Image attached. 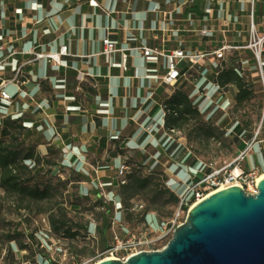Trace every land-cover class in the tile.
I'll use <instances>...</instances> for the list:
<instances>
[{
    "label": "crops",
    "instance_id": "1",
    "mask_svg": "<svg viewBox=\"0 0 264 264\" xmlns=\"http://www.w3.org/2000/svg\"><path fill=\"white\" fill-rule=\"evenodd\" d=\"M251 23L264 33V0H0V87L10 96L0 99V117H22L45 141L41 145L58 147L62 165H76L83 176L80 157L98 148V176L79 188L84 197H99L100 178L106 188L116 186L119 150L132 151L146 170L174 169L168 181L178 195L183 176L196 180L202 163L187 153L184 138L164 130L163 101L182 87L196 106L209 99L223 106L236 89L220 94L213 87L218 68L212 59L193 68L181 64L187 77L167 87L161 81L165 58L143 56L141 49L202 53L223 44L243 46ZM105 38L117 49L108 57L102 55ZM237 40L244 41L235 45ZM61 46L67 54L56 65L46 55L59 54Z\"/></svg>",
    "mask_w": 264,
    "mask_h": 264
},
{
    "label": "trees",
    "instance_id": "2",
    "mask_svg": "<svg viewBox=\"0 0 264 264\" xmlns=\"http://www.w3.org/2000/svg\"><path fill=\"white\" fill-rule=\"evenodd\" d=\"M243 51L247 54V57L242 59L236 52L233 56H227L224 61L220 62V67L216 70L214 82L218 88L227 90L234 87L236 89L228 114L237 112L262 95L263 89L260 79L250 78V74H246L241 67V63L247 58L255 65L253 54L249 50ZM163 107L165 110L164 130L181 132L188 142L193 140L201 145L212 139L218 140L219 137H223L229 131L236 134V141L239 137L247 139L252 137L248 133L250 131L248 128L251 125L249 120H235L229 130L217 124L215 121L217 116L212 121H205L194 102L190 99L189 93L183 90L182 87L170 97L165 98ZM225 123L226 121L222 122V125H225ZM39 145H41V137H37L34 131L31 132L26 128L22 117H0V199L12 198L16 204L15 210L18 216H21V219L24 218L21 213L29 214L36 208L37 215H43L46 218L49 231L52 234L67 239H75L79 236V232L73 231V220L69 217L72 205L67 209L57 200L59 189L66 190L71 182L69 180H57L56 183H53L51 177L54 172L50 170L41 175L44 166L51 169L56 167L57 163L49 158L50 154L55 151V146H47V155L41 156L37 150ZM239 148L244 150L245 146L243 143L239 144ZM137 156L141 159L140 154ZM139 163L146 174L132 170L127 174L126 182L123 185L116 184L114 196L119 200V214L130 208L132 209L134 204H131V201L136 197H143L144 194L148 193L152 195L151 200L141 211H135L136 220L138 223L140 222L139 224H144L146 216L152 213L155 219L160 221L161 210H164L167 205L177 206L179 197L172 190L165 188L166 177L162 170L160 172L157 171L160 168L159 166L153 167L152 171L147 173V167L142 165V161H139ZM44 176L49 178L44 180ZM195 177L200 179L202 175L198 174ZM165 194L169 195L166 201L162 200ZM115 198L113 197L109 203H104L103 199L98 197L94 202L95 207L104 209L102 224L93 228L99 239L98 244L102 248L108 246L109 238H111V233L109 232L111 226L110 217L112 215L113 202L116 201ZM169 214H171L170 211L167 212V215ZM130 216L131 214L127 213L125 219L129 220ZM114 217L117 218V214ZM21 219H19L20 223L24 220ZM92 227L81 228L86 233H90ZM21 235H23L21 232L14 231L13 234L6 236L7 243H9V252H14L15 246L13 244L19 245L18 251L28 249L29 244H23L19 241V236ZM30 237L33 239V236ZM47 262L48 264H53L52 262Z\"/></svg>",
    "mask_w": 264,
    "mask_h": 264
},
{
    "label": "rangeland",
    "instance_id": "3",
    "mask_svg": "<svg viewBox=\"0 0 264 264\" xmlns=\"http://www.w3.org/2000/svg\"><path fill=\"white\" fill-rule=\"evenodd\" d=\"M246 36L248 41V35ZM243 41L244 40H237L235 45L242 44ZM236 52H238L242 59L247 57V54H245L243 50L232 51L228 53L227 56H233ZM243 63L244 66L242 68L244 72L246 74H250V78L258 79L256 74L257 71L253 62L247 58ZM190 78L191 81H193V79L196 78V74L191 73L189 79ZM188 85L189 87L191 86L190 84ZM263 112L264 95L262 91L261 96L237 112H230L229 114L226 113L225 115L218 113L217 115L215 121L220 127L227 130L230 129V126L235 120H249L251 125L248 128V130H250L248 133L252 136L250 139L239 137V139L236 141V134L229 131L223 137H219L218 140L212 139L199 145L193 140L188 142L184 134L181 132L174 131L173 136L176 137V139H180L181 137L185 139L187 153L191 154L192 158L202 163L201 167L196 171L198 172L197 174L201 175L207 171L209 172L211 170L210 168H224L230 164H233L235 160L240 158L241 153L245 152L239 148V144L244 142V146L246 148L247 145H249L255 138L253 145L248 147L243 159H240L239 162L240 168L243 171L245 168L250 171L256 166V176L259 177L262 173H264V125L262 126ZM224 121H226V123L225 125H222V122ZM41 141L45 142L44 140ZM115 147L116 146H114V149ZM46 148V145H41V147L37 149L41 156L47 155ZM119 152H123L121 153V160L127 163L129 172L135 170L141 172V174H146L145 171L141 169L140 163L132 155V151L119 150ZM100 153L101 152L98 150V148L92 147L91 151H86V154H83L82 158L80 157V160L84 164V168L87 171L86 176H83L79 171H75L77 170L76 165L73 167L62 165V162L65 160L64 153L58 147H55V151L50 154L49 158L56 162L57 166L51 169H49L47 166H44L41 174L44 175L48 170H50L51 172H54L53 176L51 177L53 183H56L57 180H69L71 182L66 190L59 189V193H57V200L61 202L67 209H69L70 205H72L71 210L69 211V217L73 220V231L79 232V236L75 239H67L65 237L52 234L49 231L46 218L43 215H37L36 208H34L29 214L21 213L24 217V221L21 219V216H18V213L15 210L16 204L12 198L0 199V264H48L47 261L52 262L53 264H96L99 261L94 257L103 248L98 244L99 239L93 228L102 224V213H104V209H99L94 206V202L98 198L82 196L79 192V188L81 186L86 188L89 187L88 179H90V177L91 179H95L96 176H98L96 175V165L98 166ZM260 153L263 154V159ZM243 164L245 168H243ZM161 170L166 177L165 188L170 189L174 183L168 181L170 180L168 178H173L171 171L174 169L170 171L169 166L162 165L157 171L160 172ZM185 170L188 172V168ZM111 177H114L113 170L111 171ZM47 178L49 177L46 176L44 180ZM189 180L194 179H192V176H188L187 174L183 176L181 180L183 182H181L182 186L177 189L178 196L182 195L186 190L185 187ZM97 183L96 185L99 190V197L103 199L104 203L111 202L113 196H108L107 194L110 190L115 194L116 186L106 188L101 178L99 179L100 184ZM151 196V194L147 193L144 194L143 197H136L133 201H131V204L139 203L143 205V208H145L148 205V202H150ZM168 196V194L163 195L162 200H168ZM178 208L179 204L177 206L167 205L165 209H162L160 212V221H157L155 217L148 215L146 217V222L154 230H158L160 227L159 225L162 222L173 220L177 216ZM169 211L171 214L167 215V212ZM188 211L186 212L185 210L181 214L179 222L183 223L185 221ZM115 212L116 211L113 205L110 221L114 219ZM127 213L131 214L129 220L125 219L127 217ZM119 215V221L128 225V231H135L136 229L140 228V226H136L140 223H138L136 220V212L131 208L129 210L123 211ZM19 219L23 220V222L20 223L21 221ZM89 226H93L90 233H86V231L81 228ZM14 231H18L23 234L19 236V241L23 244H29L27 250L18 251L19 245H15L11 242V244H13L15 247L13 253L9 252V243H7L6 236L13 234ZM109 232L111 233L110 229ZM30 236H33V239H31ZM171 237L172 236H169L168 238L158 242L156 248L161 249L162 247H165ZM110 242L111 238H109V243Z\"/></svg>",
    "mask_w": 264,
    "mask_h": 264
},
{
    "label": "built area",
    "instance_id": "4",
    "mask_svg": "<svg viewBox=\"0 0 264 264\" xmlns=\"http://www.w3.org/2000/svg\"><path fill=\"white\" fill-rule=\"evenodd\" d=\"M202 35L206 34V31H201ZM103 52L102 55L108 57L113 53L117 52V49L113 42L110 39L105 38L102 41ZM235 50H249L255 60V69L257 77L260 79V83L263 86V95H264V65H263V55H264V33H259L254 25L251 23L249 29V39L248 42L243 46H230L223 44L222 46L213 49L211 52H185L181 48H176L169 52H162L155 48H142L141 52L143 56H160L166 60V71L165 74L161 77V81L167 87H174L181 78H186L188 75V70L183 71L181 69V64H189L190 67H196L200 65L201 61L206 59H212L214 61V68L220 67V62L224 61L227 58L228 53ZM67 54V47L61 46L59 49V54H47L46 58L56 65L60 64V56ZM37 58H41L40 54H36ZM123 61L125 62V56L123 55ZM218 62V63H216ZM213 87L219 91L220 94L225 93V89H220L214 83ZM208 92V91H207ZM207 96L198 93V97ZM0 99L9 100V94L0 87ZM208 103H204L198 108L200 114L204 117L205 121H212L221 113L225 115L228 113V109L231 107L232 102H226L225 105L221 106L216 104L212 100H208ZM264 115V112H263ZM169 132L173 133V130ZM255 141V138L252 142L244 148L243 151H247L248 147H251ZM244 153H241L240 158L235 160L233 164H230L224 168H210L209 172L202 174L200 179L192 180L186 184L185 191L182 195H179V208L178 214L173 220L162 222L158 230H154L145 220L144 224H137L140 228L135 231H128V225L124 222L119 221L115 218L111 221L110 231H111V242L107 247L103 248L99 253L94 257L100 261H103L107 258L113 260H120L125 262L129 257L136 255L140 252H150V251H159L161 249L156 248L158 242L172 236L174 230L180 226L182 223L179 222L181 214L186 210H190L192 206L208 197L211 192L217 191L221 188H226L231 185L237 186L245 191L247 194H256L257 193V176L255 170H250L248 172L243 171L240 168L239 160L243 159ZM234 165V166H233ZM233 166V167H232ZM232 167V168H230ZM129 173V168L125 162H122L117 169L116 181L117 185H123L126 182V176ZM147 173H150V170H147ZM110 195L109 193L107 194ZM112 201V200H111ZM115 214L120 213V206H116L115 201ZM143 205L139 203H134L132 210L141 211ZM154 215V214H151ZM97 262V263H98Z\"/></svg>",
    "mask_w": 264,
    "mask_h": 264
},
{
    "label": "water",
    "instance_id": "5",
    "mask_svg": "<svg viewBox=\"0 0 264 264\" xmlns=\"http://www.w3.org/2000/svg\"><path fill=\"white\" fill-rule=\"evenodd\" d=\"M96 264H264V178L256 194L232 186L192 206L162 250Z\"/></svg>",
    "mask_w": 264,
    "mask_h": 264
},
{
    "label": "bare ground",
    "instance_id": "6",
    "mask_svg": "<svg viewBox=\"0 0 264 264\" xmlns=\"http://www.w3.org/2000/svg\"><path fill=\"white\" fill-rule=\"evenodd\" d=\"M263 178H264V173H262V174L257 178L258 182H259L261 179H263ZM232 186H233V185H231V186H229V187H232ZM229 187L221 188V189H219V190H217V191H213V192L210 193V195L213 194V193H215V192H218V191H220V190L227 189V188H229ZM109 259H111V258H107V259H105V260H109Z\"/></svg>",
    "mask_w": 264,
    "mask_h": 264
}]
</instances>
